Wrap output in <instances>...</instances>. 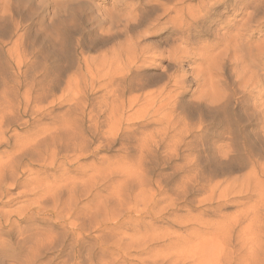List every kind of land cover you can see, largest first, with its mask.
I'll list each match as a JSON object with an SVG mask.
<instances>
[{"label":"clouds","instance_id":"clouds-1","mask_svg":"<svg viewBox=\"0 0 264 264\" xmlns=\"http://www.w3.org/2000/svg\"><path fill=\"white\" fill-rule=\"evenodd\" d=\"M23 3L17 40L32 74L23 92L19 81L0 91V124L24 128L26 99L36 118L44 98L69 76L86 80L87 64L114 108L129 98L153 102L150 123L124 136L118 154L137 153L155 129L166 128L167 141L143 149V169L167 167L179 141L181 193L197 186L206 191L233 176L247 178L251 189L231 209L219 202L205 208L193 199L185 219L174 221L179 232H118L105 242L60 230L39 210L0 212V264H162L166 257L180 264L181 253L206 237L212 243L202 247L199 264H264V0ZM217 5L226 7L214 16ZM6 40L0 37V47ZM52 130L64 134L71 125ZM30 133L13 135L23 144ZM22 159L20 152L0 150V175L15 174ZM153 241L159 243L152 247Z\"/></svg>","mask_w":264,"mask_h":264},{"label":"bare ground","instance_id":"bare-ground-1","mask_svg":"<svg viewBox=\"0 0 264 264\" xmlns=\"http://www.w3.org/2000/svg\"><path fill=\"white\" fill-rule=\"evenodd\" d=\"M22 1L23 0H6L4 3H1L3 1L0 0V5L3 7V9L1 8L2 11H0V37L7 38L5 46L0 47V86H3L4 89L6 87L11 88L13 85H10L8 80L5 79L7 73L1 72L5 71L6 68H24L26 71L20 74L26 80H28L32 74L29 66L23 63V56L19 55L21 52L19 41L17 39L13 41L15 36H19V22L24 14V10L21 8ZM13 3L15 4L13 5ZM220 6L222 5H217V8ZM216 14L217 12L214 13V16ZM212 19L213 18L210 17L206 23H211ZM9 45H11V47L7 48ZM84 71L88 74L86 80L82 81L80 77L71 75L64 81L61 88L62 94L59 97L54 93L52 96L44 98L43 103L36 110V118H33L31 98L29 97L26 99L25 104L28 107V111L25 112L22 117L27 122L24 128L20 127L18 123L7 126L0 124V150H7L9 153L20 152L23 156L20 167L15 174L9 172L7 175H0V201L6 198L9 190L20 189L21 192H19L22 195L31 197V199L26 201L27 203L24 202L27 206L24 207L22 214L38 210L44 214L45 202L49 201L52 205L49 208L47 206V210L54 214L52 217L58 222H67L74 230L77 229V235H83L78 233V231H80L78 226H80L79 224L82 219H86L87 221L86 216L90 219V217L94 218V215L92 216L93 209L92 212L89 210L92 207L87 209L88 206L84 208V210H88L87 215H85L86 213H79L83 210L80 209L81 207L79 208V201H77L78 203L75 201V192L78 189L76 186H78L79 183L84 184L89 190H87L89 193L84 188L85 191L91 196L94 190V179L97 177V172H102L103 174L98 175V177L104 176L107 178L106 180H108L109 174L108 171H105V169L109 170L107 168V163L96 168L95 162L90 161L91 163L84 162L85 164H82V160L94 158L95 155L101 151L100 149H111L112 146L120 143L124 136L130 135L131 130H134L136 127L148 125L150 123L149 115L152 111L153 103L147 98H129L123 103L120 109H116L105 99L104 90L97 87L99 81L96 79V71L87 64L85 65ZM25 85L26 83L23 82L22 84V82H19L18 87L21 92ZM81 86L84 87L83 90ZM94 93H100L101 96L96 100L97 105L91 106L89 104L91 102L90 100H92L90 96ZM2 99L3 97H0V100ZM8 100H13L11 94L8 96ZM89 107L93 108L90 110ZM60 108L66 109L62 112H55L56 109ZM130 113H134L135 116H130ZM108 114L109 120L118 117L117 123L119 124V128L115 132H113L111 126L107 124V120H102L103 117ZM124 116H128V119L124 120ZM63 122H68L71 125L70 132L59 134L52 130L55 125ZM29 130H31V133L28 141L23 144H18L16 136L13 135V133L24 135ZM160 132L165 133V139H156V135H149L142 149L138 151V153H140L139 161L143 158V149L151 148L153 144H160L161 141L167 140L168 130L165 128L161 129ZM96 142L99 143L98 147H95ZM178 145L179 141L176 142V146H172V148H174L172 155L176 158H179ZM175 148H177V151ZM132 155L129 154L131 157ZM59 160H61V163L57 166ZM45 162H49L55 169H53L54 175H50L51 178L53 177L52 180H49L50 176L45 178L46 180L48 179V181L44 180V173L46 172H44V166H46ZM69 168H75L78 179L75 178L70 180L68 177L64 178L67 176V173H69ZM179 168L178 166H170L172 170L170 175L159 173L155 177V172L148 171H146V173L144 172V174H146V178L150 176L155 177L156 183L160 186V194L166 192L165 187L161 186L163 183H165V186L171 185L168 192H173L175 196L182 197L181 200H183V203L188 202L191 204L192 201L189 199L193 195L204 193L207 190L216 192V190L219 189L220 183H216L215 185L209 186L206 191L197 186L196 190H186L181 193L179 191V186L183 183V177ZM143 170L145 171V169ZM59 172H62L63 175H61L62 178L60 179L56 177ZM152 179L153 178L150 180ZM171 182H173V184ZM65 191L70 193V198H63ZM164 197H167V195ZM94 199H92V201ZM9 203L11 204V202ZM90 221L91 220H88L89 223Z\"/></svg>","mask_w":264,"mask_h":264},{"label":"rangeland","instance_id":"rangeland-1","mask_svg":"<svg viewBox=\"0 0 264 264\" xmlns=\"http://www.w3.org/2000/svg\"><path fill=\"white\" fill-rule=\"evenodd\" d=\"M2 1L3 2L1 3H4L6 0H2ZM14 4L15 3H13V5ZM225 6L226 5H222L219 8H217L218 11L216 15H218V12L222 11L225 8ZM24 7L25 6L22 1L21 8H23L24 10ZM1 8L3 9V7H1L0 5V11H2ZM212 18H214V16ZM16 39L17 37L15 36L13 41H15ZM10 47L11 45H9L7 48ZM19 55L23 56L22 50L19 53ZM25 71L26 70L24 68L20 69L16 67L12 69L6 68L5 71H1V72H6L7 76L5 77V79L8 80L10 85L12 84L14 85L16 84L17 81L22 82V84L23 82L26 83L27 80L20 74L21 72H25ZM6 88H10V87H6ZM2 89L4 90V87L0 86V91H3ZM22 89L23 92L25 86H23ZM81 89L83 90L84 87L81 86ZM61 94H62V90L56 93L57 97H59ZM94 94L90 96V99L92 100H90L91 102L89 104L91 106L97 105L96 100L98 97L101 96L100 93L97 94L94 93ZM92 108L93 107H89L90 110ZM65 109L64 108L56 109L55 112H62ZM108 118H109V114L103 117L102 120H107V124H109L112 128V131L115 132L119 128V124L117 123L118 117H115L113 120H109ZM160 130L161 129H155L154 131H156V134L159 136V139L160 138L165 139L166 137L165 133L164 132L161 133ZM157 135L155 137L156 139H157ZM119 144L120 143L112 146L111 149H100L101 151L98 153L99 155L98 154H96L97 156L95 155L94 157L95 159L90 158L88 160L87 159L82 160V164L88 162L89 163L95 162L96 168H99L100 165L107 163V168L109 170L105 169V171H108L109 174H108V180H106L107 178L104 176L98 177V175L103 174L102 172L100 171L97 172L96 174L97 179L96 178L94 179L95 181L94 190L91 196L87 194L89 190L84 186V184L79 183V185L77 184L78 186H76V188L78 189L75 192L77 195V196L75 195V201L76 202L79 201V203L77 202L79 204V208L81 207L80 209H82L83 210L82 212L84 213L79 211L78 212L80 214L86 213L85 215H87L88 210H84V208L87 206H88L87 209L89 207H92L89 210H91L92 212L93 209L94 212V213L92 212V216L94 215L93 216L94 218L90 217L89 219L86 216L87 221L86 219H82L81 223L79 224L80 226H78V229L80 228V231H78V233L83 234L80 236H82L83 239L90 241L99 240L100 242H105V241L113 240L118 232H126L129 235L133 233L142 234L149 232L153 228L161 229V230L168 229L169 231H178V232L181 231V224L174 223V221L184 220L186 215V210H188L191 207V204H189L188 202L183 203V200L181 199L178 200L177 196H175L173 192H168L171 185L165 186V183H163L161 186L165 187L166 192L162 193L164 195L160 194L161 193L159 191L160 186L156 183L155 180L156 175L159 173L170 175L172 173L170 166L180 167L178 162L179 158L172 160L167 167L155 171V177L150 176L151 178H153L152 180H150L151 178L147 177L148 178L147 179L146 174H144V172L146 173V170L144 171L143 168L141 167L139 161L140 153L137 152L133 155L130 154L132 155V157L129 156V154L128 155L118 154L115 149L116 147L119 146ZM98 146L99 143L96 142L95 147ZM175 149L177 151V148ZM173 150L174 148L171 147V153H173ZM60 163L61 160H59L57 163L58 165L57 164L56 165L59 166ZM45 164L46 166H44L45 169L44 172L45 171L46 172L44 173V180H46L45 178H48L47 176H50L54 173L53 166L50 165L49 162L47 163L45 162ZM69 169H70L69 173H67V176H65L64 178L68 177L70 180H73L75 178L78 179V175L77 172L75 171V168H69ZM61 175L62 172H59L56 177L60 179L63 176ZM52 179L53 177L51 178L50 176L49 180ZM46 181H48V179ZM171 183L173 184V182ZM216 183H220L219 189H217L216 192L212 190L211 191L207 190L206 192L202 193L203 197H205L206 199H202L200 194H196L193 195L189 200L193 201V199H196L197 201H199L201 206L205 208L219 202L224 204L226 208L231 209L237 206V204L233 203L234 201L238 203H242L243 201H245L251 189V184L249 183V180L247 178H243L239 176L229 177L226 180H218ZM84 188L86 189V191L87 190L88 191L86 192ZM19 191L21 192L20 189L9 190L8 193L9 196L7 195L9 199L6 196V198L0 201V212L4 211L8 213L9 216L15 213H19V214L23 213L24 207L27 206L26 201L31 199V197L22 195ZM84 191L86 192V194ZM166 195L167 197H164ZM70 196H71L70 193H68L67 191H65V193L63 194L64 199H68L70 198ZM92 199L94 200L92 201ZM9 202H11V204ZM45 203L47 205L46 204L44 205V214L45 216L50 215L52 217L54 214L51 211L47 210L49 207H51L52 203L49 201ZM88 220H91L90 223L88 222ZM49 222L53 223L54 227L59 228L60 230L68 229L77 233V229L76 230H74V228L72 229V227L65 221L58 222L54 217H52V220H50ZM157 243H159V241H153V244L150 246L154 247ZM211 243H212L211 238L206 237L203 239L201 244L194 245L189 249H187L186 251L182 252L181 255L178 257L180 264H199L202 247H206ZM113 251L118 253L120 249L116 247L113 249ZM169 259H172V257H166L165 259H163L162 264H168ZM117 264H119V261H117ZM158 264H160V262H158Z\"/></svg>","mask_w":264,"mask_h":264}]
</instances>
